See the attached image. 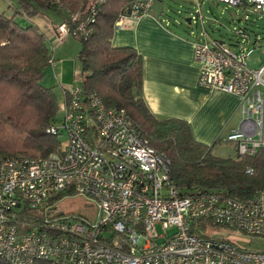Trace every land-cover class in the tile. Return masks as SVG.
Wrapping results in <instances>:
<instances>
[{
	"label": "built area",
	"instance_id": "1",
	"mask_svg": "<svg viewBox=\"0 0 264 264\" xmlns=\"http://www.w3.org/2000/svg\"><path fill=\"white\" fill-rule=\"evenodd\" d=\"M153 1L132 2L115 28L149 12ZM214 1L243 9L245 21L251 12L264 18V0ZM198 21L202 29L191 34L199 85L239 98V125L220 139L239 154L253 155L264 148V64L248 63L252 48L245 27L234 26L235 40L228 44L209 36L199 8L190 24ZM77 30L86 34L85 24ZM66 35L68 26H57L56 41ZM59 110L58 121L47 129L65 135L59 152L46 157L0 154L1 261L264 264V251L211 234L223 227L264 238V192L240 200L221 190L180 189L170 179L167 156L142 138L127 111L106 106L81 85L67 89ZM77 194L95 200L93 220L54 209L62 198ZM169 227L175 229L171 234L166 233Z\"/></svg>",
	"mask_w": 264,
	"mask_h": 264
},
{
	"label": "trees",
	"instance_id": "2",
	"mask_svg": "<svg viewBox=\"0 0 264 264\" xmlns=\"http://www.w3.org/2000/svg\"><path fill=\"white\" fill-rule=\"evenodd\" d=\"M16 1L19 8L14 14L0 12L1 155L46 157L61 149L58 136L47 132L59 119L58 98L41 84L52 55L45 34L30 20L51 10L61 17L60 24L68 26V34L80 41L77 58L84 93L127 111L142 138L169 159L175 186L186 191L221 190L240 200L264 192V148L253 155L236 151L233 156L215 155L212 148L220 138L204 144L196 140L187 120L158 117L148 107L142 93L141 54L131 46L112 44L115 21L137 0ZM17 15L28 23L21 25ZM81 23L86 34L77 30ZM0 264L7 263L0 260Z\"/></svg>",
	"mask_w": 264,
	"mask_h": 264
},
{
	"label": "crops",
	"instance_id": "3",
	"mask_svg": "<svg viewBox=\"0 0 264 264\" xmlns=\"http://www.w3.org/2000/svg\"><path fill=\"white\" fill-rule=\"evenodd\" d=\"M198 3L201 1L154 0L149 12L125 21L122 27L115 29L112 44L131 46L141 54L142 93L150 110L158 117L187 120L196 140L211 144L239 125V98L199 85L193 42L172 25L167 14L174 6L179 12V8H191ZM241 10L244 15L245 11ZM249 15L257 14L251 12ZM55 20L50 23L49 40L52 41L56 39V27L61 23L60 17ZM248 33L249 46L261 47L256 33ZM249 64L254 67L264 64V50Z\"/></svg>",
	"mask_w": 264,
	"mask_h": 264
},
{
	"label": "rangeland",
	"instance_id": "4",
	"mask_svg": "<svg viewBox=\"0 0 264 264\" xmlns=\"http://www.w3.org/2000/svg\"><path fill=\"white\" fill-rule=\"evenodd\" d=\"M200 1V6L195 5L191 8H179V12L175 9L177 6L171 8V11L167 12V14L171 17L172 25L181 29L185 35L193 41L191 31L193 33L199 32L202 27L200 21H198L196 25L195 23L190 24V22L186 21V18L194 17L199 8L201 16H203V27L209 36L214 39L233 44L235 40L232 35L233 27L238 25L246 27L251 35L256 33L260 40L259 45H261V47H252V53L247 58L248 63L258 57L259 53L264 50V18L259 15H249V21H245L243 20V11L240 8L228 6L224 3H216L214 0ZM18 8L19 6L16 0H0V12L12 15ZM58 17L59 15L55 12L47 10L35 14L30 20L37 23L45 33L47 37L46 42L52 55V63L44 71L41 84L47 88H52L60 103L63 98V89L82 84V72L77 58L80 49V41L78 38L72 34H68L58 43L55 41L56 39L53 41L49 40V35L52 31L50 23L51 21L55 22V19ZM16 19L21 25H26L28 23L25 16L17 15ZM57 117H60V110ZM65 138L64 134L58 136L60 142H63ZM212 152L215 155L227 157L233 156L235 154V149L233 144L221 140L213 146ZM96 206V202L93 198L87 195L77 194L72 197L62 198L55 204L54 209L56 212L80 213L93 220L96 214ZM155 228L159 235L164 233L160 223H157ZM174 230L173 227H169L166 229V233L171 234ZM211 234L226 238L249 249L264 251V238L251 237L244 233L231 231L223 227L214 229ZM158 239L162 240L163 237Z\"/></svg>",
	"mask_w": 264,
	"mask_h": 264
},
{
	"label": "water",
	"instance_id": "5",
	"mask_svg": "<svg viewBox=\"0 0 264 264\" xmlns=\"http://www.w3.org/2000/svg\"><path fill=\"white\" fill-rule=\"evenodd\" d=\"M186 21H187V22H190V18H186Z\"/></svg>",
	"mask_w": 264,
	"mask_h": 264
}]
</instances>
